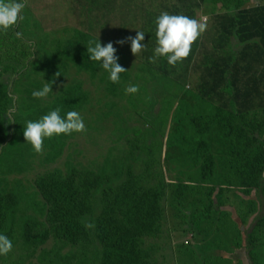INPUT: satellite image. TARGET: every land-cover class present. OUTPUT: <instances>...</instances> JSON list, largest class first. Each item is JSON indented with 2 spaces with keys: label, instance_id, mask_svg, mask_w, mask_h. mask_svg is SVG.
I'll return each mask as SVG.
<instances>
[{
  "label": "rangeland",
  "instance_id": "1",
  "mask_svg": "<svg viewBox=\"0 0 264 264\" xmlns=\"http://www.w3.org/2000/svg\"><path fill=\"white\" fill-rule=\"evenodd\" d=\"M25 3L24 19L0 31V85L7 93L0 197L10 206L0 234L13 245L0 255V264H111L106 240L95 235L100 220L117 247L136 244L142 264H264V211L245 180L258 168L262 152L251 150V141L189 87L133 57L131 45L125 55L116 50L117 62L126 69L118 83L109 80L99 62L91 72L79 68L76 56L57 57L69 40L80 39L87 51L94 37L77 38L70 0ZM259 4L264 0H206L197 20ZM46 83L52 92L34 98L32 92ZM129 85H138V91L126 93ZM64 96L86 131L67 135L62 156L50 164L44 145L35 152L23 129ZM205 119H211L207 125ZM243 121L264 144V111ZM195 135L208 145L200 161L191 160L180 144ZM203 166H212L217 176L215 193L201 182ZM55 177L77 196L83 230L75 245L54 240L56 206L49 184ZM144 209L147 221L138 233ZM89 223L94 227L85 226ZM56 250L61 258L52 253Z\"/></svg>",
  "mask_w": 264,
  "mask_h": 264
},
{
  "label": "trees",
  "instance_id": "2",
  "mask_svg": "<svg viewBox=\"0 0 264 264\" xmlns=\"http://www.w3.org/2000/svg\"><path fill=\"white\" fill-rule=\"evenodd\" d=\"M206 0H70L71 7L78 19L77 38L94 37L104 44L111 42L118 55H125L130 41L120 44L118 41L126 37H135L137 31L145 34L141 41L144 48L139 52L137 60L161 77L189 89L196 96L213 105L220 111L221 119L231 123L233 131L250 140L251 150L262 152V160L256 171L247 177L246 183L255 198L262 204L264 211V144L244 128L245 116L257 111H264V6L239 8L210 16L206 30L192 44L189 56L175 66L168 64L166 57H156L155 63L149 58L154 56L156 45L155 19L161 12L183 14L197 19V11ZM230 1V0H229ZM113 26V29L110 27ZM134 33V35H131ZM127 44V45H126ZM81 47L80 39L69 40L58 51L57 57L76 56L81 70L94 72L97 61H90L89 54ZM131 47V46H130ZM131 54L129 51L127 52ZM138 53V54H139ZM4 104L0 101V144L4 141L2 115L6 113L7 93L2 90ZM72 95V92L67 93ZM60 109L61 117H66L69 110L66 96L56 101L50 109ZM76 108V106H73ZM49 111V112H50ZM211 119L203 120L207 125ZM66 134L44 139L47 150L46 160L52 164L58 160L64 150ZM181 146L186 155L194 161H200L208 151L204 138L195 135L181 139ZM203 185L211 188L212 193L219 189L217 176L212 166H203ZM51 198L56 206L57 227L53 229L56 243L62 241L67 245H75L82 235V225L78 214V200L74 189L57 177L49 184ZM221 197L218 206L221 204ZM221 206V205H220ZM10 210L8 202L0 197V222H5ZM148 210L144 209L141 223H136L138 233L147 221ZM107 225L98 221L96 236L100 241L106 240L105 256L112 260L111 264H142L136 244L117 247L116 240L107 239ZM61 239V240H60ZM57 251V250H56ZM52 253L61 258L59 252ZM52 254V255H53Z\"/></svg>",
  "mask_w": 264,
  "mask_h": 264
},
{
  "label": "clouds",
  "instance_id": "3",
  "mask_svg": "<svg viewBox=\"0 0 264 264\" xmlns=\"http://www.w3.org/2000/svg\"><path fill=\"white\" fill-rule=\"evenodd\" d=\"M25 0H0V31L7 32L8 29L15 26L18 21L24 19L21 15L25 8ZM156 24V47L154 56L150 57V62L155 63L156 57H166L168 64L175 66L178 62L186 59L190 52L192 44L206 30L207 21L190 18L183 14H169L161 12L155 19ZM145 33L137 31L135 37L129 36L124 40L118 41L123 44L130 41L131 52L137 54L144 48L141 43L145 39ZM22 34L16 32L19 38ZM87 53L92 61H97L100 67L109 73V80L118 83L120 73L126 71L117 61L115 55L116 48L111 42L102 45L99 37L87 42ZM58 72L56 75H59ZM138 85H129L125 92L128 94L136 93ZM52 92L51 84L46 83L41 90L32 92L34 98H44ZM86 131L84 121L77 111H68L66 117H61L60 109L51 110L38 120H29L23 129V136L26 142L30 143L35 152L43 151L44 139L52 138L61 134L70 135L73 132ZM88 228L94 227V224H86ZM11 240L0 234V255H7L12 250Z\"/></svg>",
  "mask_w": 264,
  "mask_h": 264
},
{
  "label": "crops",
  "instance_id": "4",
  "mask_svg": "<svg viewBox=\"0 0 264 264\" xmlns=\"http://www.w3.org/2000/svg\"><path fill=\"white\" fill-rule=\"evenodd\" d=\"M257 6H264L263 4H259V5H256V6H254V7H257Z\"/></svg>",
  "mask_w": 264,
  "mask_h": 264
}]
</instances>
